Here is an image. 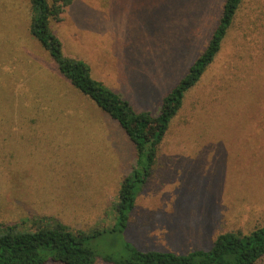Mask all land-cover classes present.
Returning <instances> with one entry per match:
<instances>
[{
    "label": "rangeland",
    "instance_id": "rangeland-1",
    "mask_svg": "<svg viewBox=\"0 0 264 264\" xmlns=\"http://www.w3.org/2000/svg\"><path fill=\"white\" fill-rule=\"evenodd\" d=\"M225 1L74 0L51 29L65 56L157 116L207 48ZM34 15L31 0H0V234L57 223L107 234L137 152L31 35ZM129 218L122 240L176 254L264 226V0H244L186 93ZM105 234L97 243L115 250L116 236Z\"/></svg>",
    "mask_w": 264,
    "mask_h": 264
},
{
    "label": "trees",
    "instance_id": "trees-1",
    "mask_svg": "<svg viewBox=\"0 0 264 264\" xmlns=\"http://www.w3.org/2000/svg\"><path fill=\"white\" fill-rule=\"evenodd\" d=\"M73 1L31 0L36 15L32 17L30 33L50 54L59 72L72 87L118 122L135 146L137 168L122 183L117 223L109 233L95 231L75 234L61 223L40 226L34 232L5 227L0 234V264H97L99 259L107 264H257L264 258V226L249 235H220L209 250H195L187 254L143 252L121 238L141 187L152 174L159 146L172 120L182 108L186 93L199 83L214 62L244 0L225 1L220 21L207 48L164 99L157 116L149 112H136L127 101L94 79L86 62L65 56L61 41L51 29V22L60 20ZM102 234L105 237L116 236L115 241H108V245L115 250L101 249L97 240Z\"/></svg>",
    "mask_w": 264,
    "mask_h": 264
}]
</instances>
